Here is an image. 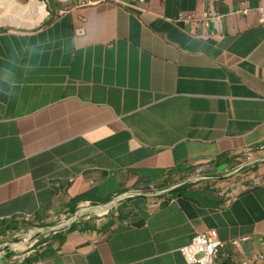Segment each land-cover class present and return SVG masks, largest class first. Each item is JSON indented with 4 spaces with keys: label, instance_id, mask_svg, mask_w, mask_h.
<instances>
[{
    "label": "crops",
    "instance_id": "0c3cea01",
    "mask_svg": "<svg viewBox=\"0 0 264 264\" xmlns=\"http://www.w3.org/2000/svg\"><path fill=\"white\" fill-rule=\"evenodd\" d=\"M88 1L0 0V264H264V0Z\"/></svg>",
    "mask_w": 264,
    "mask_h": 264
},
{
    "label": "built area",
    "instance_id": "2783aa9c",
    "mask_svg": "<svg viewBox=\"0 0 264 264\" xmlns=\"http://www.w3.org/2000/svg\"><path fill=\"white\" fill-rule=\"evenodd\" d=\"M80 5L85 6L90 4L88 0H79ZM260 22L264 23V6L259 9ZM208 19H219L218 16L207 13L205 15ZM83 29L77 31L78 34L83 33ZM264 151V145H260L257 148H247L245 155L251 157L257 151ZM229 195H232L231 193ZM88 207L92 205L87 204ZM224 244L219 239L218 232L215 229L205 231L203 233L196 234L189 244L180 249L181 254L188 264H220L219 256ZM30 264H45L42 262H35Z\"/></svg>",
    "mask_w": 264,
    "mask_h": 264
},
{
    "label": "water",
    "instance_id": "95a60500",
    "mask_svg": "<svg viewBox=\"0 0 264 264\" xmlns=\"http://www.w3.org/2000/svg\"><path fill=\"white\" fill-rule=\"evenodd\" d=\"M109 205H103V206H101V205H96V206H92V207H89L90 209H91V213H99L101 210H103V208H106V207H108Z\"/></svg>",
    "mask_w": 264,
    "mask_h": 264
},
{
    "label": "bare ground",
    "instance_id": "6f19581e",
    "mask_svg": "<svg viewBox=\"0 0 264 264\" xmlns=\"http://www.w3.org/2000/svg\"><path fill=\"white\" fill-rule=\"evenodd\" d=\"M1 5V4H0ZM5 5V4H4ZM44 12L40 11V17L43 18ZM86 207V206H85ZM88 207V206H87Z\"/></svg>",
    "mask_w": 264,
    "mask_h": 264
}]
</instances>
